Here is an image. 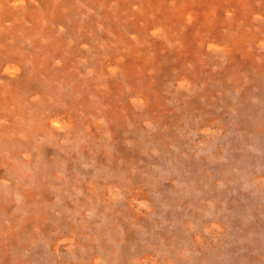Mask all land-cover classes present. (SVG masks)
<instances>
[{"label": "bare ground", "instance_id": "1", "mask_svg": "<svg viewBox=\"0 0 264 264\" xmlns=\"http://www.w3.org/2000/svg\"><path fill=\"white\" fill-rule=\"evenodd\" d=\"M230 122L264 133V0H0V264H42L47 248V263H95L96 237L140 225L150 169L168 162L199 188L204 163L172 148Z\"/></svg>", "mask_w": 264, "mask_h": 264}, {"label": "rangeland", "instance_id": "2", "mask_svg": "<svg viewBox=\"0 0 264 264\" xmlns=\"http://www.w3.org/2000/svg\"><path fill=\"white\" fill-rule=\"evenodd\" d=\"M190 137L194 149L189 154L179 155L174 147L172 153L184 160L192 155L188 160L190 163L196 160L204 163L208 173L206 183L197 188L189 174L172 169L168 162L162 164L159 161L161 164L157 168L150 169V172L158 174V178L146 187L152 203L139 201L135 206L142 216L140 225L134 226L137 232L123 233L120 241H117L118 234L105 236L104 240L96 237L91 246L94 248L91 255H97L93 264H215L210 260L211 250L217 251L216 261L222 264H264V133L248 134L239 124L230 122L227 131L216 127L200 136L193 130ZM217 148L219 153L214 157L213 150ZM157 154L154 151L149 154L141 152L140 156L148 158L154 155L158 158ZM236 154L239 157L246 155L252 167L242 169L234 166L230 172L219 174L215 166H226ZM142 168L139 172L146 175L148 171L144 166ZM195 198L199 204L195 205ZM165 200L170 204L164 203ZM116 203L127 209L124 195L118 196ZM92 214L87 212L85 216L91 219ZM175 215L181 221H177ZM182 221L187 225L186 229L183 227L185 233L174 240L172 230ZM98 228L94 224V229ZM129 235L131 238L127 240ZM63 241L66 252L70 248L68 235ZM123 244L127 254L120 258L116 249ZM41 252L45 255H38L37 251L34 255L37 262L52 264L46 261L50 249H42ZM83 255L86 257L89 253ZM72 261L80 264L77 259L72 258ZM82 264L90 263L85 258Z\"/></svg>", "mask_w": 264, "mask_h": 264}]
</instances>
